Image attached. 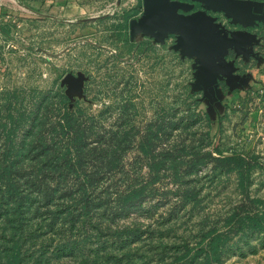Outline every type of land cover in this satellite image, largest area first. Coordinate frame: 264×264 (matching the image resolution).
I'll return each mask as SVG.
<instances>
[{
	"label": "rangeland",
	"instance_id": "rangeland-1",
	"mask_svg": "<svg viewBox=\"0 0 264 264\" xmlns=\"http://www.w3.org/2000/svg\"><path fill=\"white\" fill-rule=\"evenodd\" d=\"M196 2L180 11L212 28L216 59L135 26L142 0H1L0 264H215L209 231L220 264H264V229L240 219L264 223V23L252 36ZM65 106L85 136L70 166L51 125ZM206 151L243 154L245 188Z\"/></svg>",
	"mask_w": 264,
	"mask_h": 264
},
{
	"label": "trees",
	"instance_id": "trees-1",
	"mask_svg": "<svg viewBox=\"0 0 264 264\" xmlns=\"http://www.w3.org/2000/svg\"><path fill=\"white\" fill-rule=\"evenodd\" d=\"M81 114L79 109L77 110H70L65 106L63 109L61 116L58 117L53 124H51L52 130L56 129V126L58 127L61 134L62 139L64 137H67V139H64L63 143L65 145L64 151H67L68 154H65L66 156L62 155L63 161L66 164V166H70L71 164H74V161L71 162L72 156L71 152L75 148L76 144H81L85 139V136L82 135L81 129L78 127V118L76 117L77 115ZM171 128L172 125L170 124ZM56 143V139L54 137L51 138H45L43 143H41V149L42 153H38L39 155H42L44 157L46 155V148H48L50 145L48 143ZM148 143L147 141L141 140L139 145H140V150L144 153L146 158H148V162L146 166L148 167V170L151 171L152 173L157 172L161 167H165V161L169 159V155L166 151H159L158 153H152L149 154L148 151ZM209 155V157L217 159V157H226L230 161L231 165L230 167L235 169V172L237 174V181L238 185L240 188L244 189L245 188V183L247 181L248 177V167L249 164L245 159V156L243 154L239 153H229L225 154L224 156H212L210 152L206 151ZM63 154V153H61ZM59 154V155H61ZM55 155V154H54ZM220 155V154H219ZM71 162V163H70ZM44 163V162H42ZM12 166V161H8L7 163L5 162L4 167L7 171L11 169ZM190 171V170H189ZM189 193V192H188ZM241 220L245 221L246 219L251 223L252 226L258 228V229H264V223L262 221V218L260 215L256 214H245L240 218ZM206 236L207 241H206V247L203 249L204 256L206 259L213 260L215 264H220L219 262V251H220V238L218 237V234L213 233L209 231ZM197 254L193 253L192 256H189L188 258L185 257V252L180 256V259L175 262V264H192L193 260L192 258L196 257ZM14 264H17L14 262ZM26 264H36L35 262H28Z\"/></svg>",
	"mask_w": 264,
	"mask_h": 264
},
{
	"label": "water",
	"instance_id": "water-1",
	"mask_svg": "<svg viewBox=\"0 0 264 264\" xmlns=\"http://www.w3.org/2000/svg\"><path fill=\"white\" fill-rule=\"evenodd\" d=\"M142 1L143 14L138 22H134L135 26L144 25V30L149 33L158 29L161 35L167 31H178L185 43L195 44L199 48L204 47L209 52L213 51V46L210 45L215 40L211 37L212 28L200 15L178 11V8L184 9L183 4L178 0Z\"/></svg>",
	"mask_w": 264,
	"mask_h": 264
},
{
	"label": "crops",
	"instance_id": "crops-1",
	"mask_svg": "<svg viewBox=\"0 0 264 264\" xmlns=\"http://www.w3.org/2000/svg\"><path fill=\"white\" fill-rule=\"evenodd\" d=\"M13 1V0H11ZM202 4L211 7L214 10L220 11L229 21L244 26V32L254 36L255 25L258 23H264V0H200ZM1 3V0H0ZM184 4V2H181ZM246 26L249 27L246 30ZM204 45V44H203ZM210 50V47H209ZM211 54L213 59L220 56V53ZM208 53V51H207ZM217 62L214 61V63ZM210 62V66L214 67L215 64ZM218 63V62H217ZM219 64V63H218ZM217 64V65H218Z\"/></svg>",
	"mask_w": 264,
	"mask_h": 264
},
{
	"label": "flooded vegetation",
	"instance_id": "flooded-vegetation-1",
	"mask_svg": "<svg viewBox=\"0 0 264 264\" xmlns=\"http://www.w3.org/2000/svg\"><path fill=\"white\" fill-rule=\"evenodd\" d=\"M178 1H180V2H184V4H191L192 2H194L195 3V1L196 0H194V1H192V0H178ZM196 3H198V2H196ZM198 4H202V3H198ZM178 11H180V8H178ZM181 12V11H180ZM218 12H220V11H218ZM221 13V12H220ZM184 14H187V13H184ZM261 23H258L257 25H255V27H256V29H257V27L260 25ZM238 26H239V28H242V26L241 25H239V24H237ZM249 27H247L246 26V29H248Z\"/></svg>",
	"mask_w": 264,
	"mask_h": 264
}]
</instances>
